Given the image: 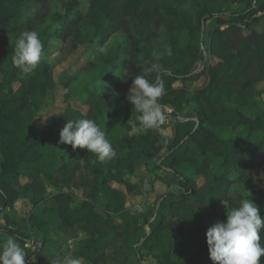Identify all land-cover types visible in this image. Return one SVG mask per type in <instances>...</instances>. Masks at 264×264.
Returning a JSON list of instances; mask_svg holds the SVG:
<instances>
[{"label": "trees", "instance_id": "trees-1", "mask_svg": "<svg viewBox=\"0 0 264 264\" xmlns=\"http://www.w3.org/2000/svg\"><path fill=\"white\" fill-rule=\"evenodd\" d=\"M229 5L230 0H0V247L15 240L30 253L26 264H32L31 255L36 264H60L68 255L88 264H142L145 252L154 264H214L206 237L214 223L245 199L264 217V169L256 173L258 153H264V109L246 112L264 96L258 87L264 82V0H242L232 12ZM25 31L39 34L42 55L59 51L61 61L87 46V62L56 78L55 65L42 61L27 67L33 72L24 77L12 52ZM98 46L107 54L98 53ZM205 53L206 63L196 70ZM153 63L160 70L144 73ZM142 74L163 81L158 102L173 109V137L164 134L166 121L143 127L127 99L134 77ZM203 77L206 82L196 86ZM84 79L76 98L86 111L66 94L67 106L54 115L62 127L50 120L35 124L57 85L70 89ZM80 118L93 119L106 133L113 159L99 162L85 148L59 143L67 119ZM152 163L177 177L179 192L165 195L156 216L139 222L128 198L140 188L130 179ZM21 198L32 206L27 216L4 213ZM79 231L86 238L75 250H64L62 237Z\"/></svg>", "mask_w": 264, "mask_h": 264}, {"label": "clouds", "instance_id": "clouds-1", "mask_svg": "<svg viewBox=\"0 0 264 264\" xmlns=\"http://www.w3.org/2000/svg\"><path fill=\"white\" fill-rule=\"evenodd\" d=\"M42 51L39 34L25 31L20 34L13 48V63L21 69L35 68L41 61ZM107 51L104 46L97 48L101 54H107ZM154 70H160L158 63H153L143 71L149 73ZM163 93L162 80L151 82L143 74L134 77L127 99L140 113L138 120L143 127L158 128L164 123L165 110L158 102ZM59 143L70 144L73 149L85 148L88 153H94L99 162L116 156L106 133L90 118L67 119L60 131ZM261 230H264V217L260 214V207L252 199L242 200L238 207L227 212L226 220L217 221L207 230L210 259L214 264H261V258L264 257ZM29 255L15 240L8 239L0 247V264H26ZM36 259L35 255H31L32 264H36ZM60 264H81V260L68 255Z\"/></svg>", "mask_w": 264, "mask_h": 264}, {"label": "rangeland", "instance_id": "rangeland-1", "mask_svg": "<svg viewBox=\"0 0 264 264\" xmlns=\"http://www.w3.org/2000/svg\"><path fill=\"white\" fill-rule=\"evenodd\" d=\"M241 2L242 0H230L228 11L232 12L236 9H239L241 7ZM210 25L211 23L209 22L205 28V36H204L205 46H207V42H208V31ZM87 49H88L87 46H82L78 48L69 58L63 61L60 60L61 53H59V51H55L51 55H42L40 62L46 61L55 65V77L58 78L59 75L64 70H67L70 73H74L76 70L80 69L83 66V64L87 62V57L85 53ZM207 59H208V55L205 53L204 61L198 63L196 70H200L203 67L205 61H207ZM32 72L33 69L31 68L23 69L22 76L26 77L30 75ZM85 82H86L85 79L76 81L74 86L71 87L70 89H65L62 86L57 85L54 91L50 93L46 107L39 113L38 117L35 120V124L38 123L39 121L50 120V122L54 124L57 128L62 127L63 126L62 123L57 118H54V115L62 111L67 106V102L65 101L66 94H69L73 98L71 100V103L74 106H77L82 110L86 111L87 107L80 104L76 98L78 97L77 95ZM205 82H206V77H203L199 82L196 83V86H200ZM14 86L15 88H17L18 84H15ZM258 87L260 89H264V82L260 83ZM260 100L261 102L258 107L256 108L249 107L248 109H246V112L248 114L255 115L257 110L264 109V96ZM168 113L169 112H165V121L170 122V124L166 126V128L164 129L165 135H166V131L172 133L174 130L172 125L173 124L172 119L171 118L168 119L167 118L168 116H166ZM186 114H190V110H187ZM1 160H2V155L0 152V163ZM258 160L260 167L256 170V173L258 175H262L264 169V153H258ZM214 169L217 170V166H214ZM171 175L172 174L170 173L169 174H164L163 172L159 173V170L156 169L154 167V163H152L149 166H144L140 168L137 171L136 175L130 179L133 182L137 183L140 188V193L130 195L128 198V206L132 212V215L136 217L139 222H144L143 218L145 215L148 216L153 215V218L156 216L157 209L162 201V198L165 195H168L169 193L179 192L177 186L173 184V177L175 176L173 175L172 177ZM202 182L203 179L200 178V183ZM115 185L120 188H124L123 186L117 184ZM263 187H264V183H263ZM102 198L100 199V202H103ZM224 206L225 205L221 206V210L224 208ZM31 210H32V206L29 203V201L26 198H21L16 202L14 209L7 208L4 210V213H8L17 219H20L22 217L27 216ZM98 210H101L100 206L98 207ZM146 230L147 231L150 230L148 225H146ZM34 238L36 240H41L42 236L39 232H36L34 234ZM85 238H86L85 233L79 231L76 237L63 236L61 239V243L63 245L64 250L73 251ZM31 249L32 251L34 249H37V246L31 244ZM80 260H81V264H88L86 261L82 259ZM142 264H154V260L149 254L145 252L144 261Z\"/></svg>", "mask_w": 264, "mask_h": 264}, {"label": "crops", "instance_id": "crops-1", "mask_svg": "<svg viewBox=\"0 0 264 264\" xmlns=\"http://www.w3.org/2000/svg\"><path fill=\"white\" fill-rule=\"evenodd\" d=\"M180 83V84H179ZM182 85V83L179 81L177 84H176V86L177 87H179V86H181ZM164 110H165V112H169L166 116H168L167 118L169 119V115H170V113H172V111H173V109L172 108H170V107H167V106H163L162 107ZM169 110H171V112L169 111ZM167 123H168V125L170 124V122H168V121H166ZM166 130H168V129H166ZM165 130V131H166ZM171 132H168V131H166V135L167 136H169V137H173V134H174V130H173V132L170 134ZM159 170V173H161V172H163L164 174H169V173H167V172H165L164 170H161L160 171V169H158ZM172 177H173V175H171ZM178 183V179L177 178H175V177H173V184L174 185H176Z\"/></svg>", "mask_w": 264, "mask_h": 264}, {"label": "built area", "instance_id": "built-area-1", "mask_svg": "<svg viewBox=\"0 0 264 264\" xmlns=\"http://www.w3.org/2000/svg\"><path fill=\"white\" fill-rule=\"evenodd\" d=\"M171 112V110H169Z\"/></svg>", "mask_w": 264, "mask_h": 264}, {"label": "water", "instance_id": "water-1", "mask_svg": "<svg viewBox=\"0 0 264 264\" xmlns=\"http://www.w3.org/2000/svg\"><path fill=\"white\" fill-rule=\"evenodd\" d=\"M205 63H206V61H205ZM205 63H204V64H205Z\"/></svg>", "mask_w": 264, "mask_h": 264}]
</instances>
